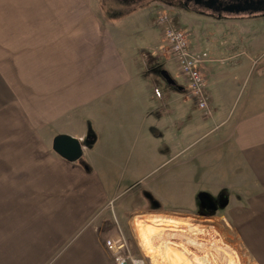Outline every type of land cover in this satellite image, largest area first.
<instances>
[{
  "label": "crops",
  "instance_id": "1",
  "mask_svg": "<svg viewBox=\"0 0 264 264\" xmlns=\"http://www.w3.org/2000/svg\"><path fill=\"white\" fill-rule=\"evenodd\" d=\"M134 3L124 1V15L104 25L98 20L101 7L91 2L88 15L73 24V41L63 46V62L72 65L73 74L63 77L70 83L63 85L58 103L82 114L72 116L73 122L79 120L76 128L58 135L79 141L80 161L68 162L49 149L34 159V149L23 144L7 150L9 159L3 157L15 176L8 212L20 238H10L0 264H112L103 247L102 209L123 199L135 184L161 206L196 204L200 194L215 199L222 192L228 206L232 197L264 199V53L258 64L253 59L260 54L257 38L207 28L195 34L204 20L186 24L191 49L208 54L202 67L210 107L206 115L189 96L180 73L178 80L166 73L169 83L153 77L159 71L154 51L161 33L142 7L128 8ZM247 38L246 47H228ZM77 51L84 56L79 63ZM164 188L174 194L167 196ZM258 204L248 207L254 217L245 225L243 241L255 261L264 264V211L257 210ZM134 220L141 247H157L158 239L171 233L195 243L203 233L186 220L162 215ZM232 220L234 225L246 221ZM12 239L18 241L15 260ZM214 246L227 264H240L235 251Z\"/></svg>",
  "mask_w": 264,
  "mask_h": 264
},
{
  "label": "rangeland",
  "instance_id": "2",
  "mask_svg": "<svg viewBox=\"0 0 264 264\" xmlns=\"http://www.w3.org/2000/svg\"><path fill=\"white\" fill-rule=\"evenodd\" d=\"M124 1L126 2V0H0V254L2 256L9 250L10 238L17 240L20 238L15 231L16 226L14 227L12 223L15 220L12 218L14 216L8 212L10 192L14 193L16 188L15 176L13 172L10 175V168L2 163L3 157L8 158L7 150L18 149L20 144L34 149V159L40 157L41 152L47 149L53 154L52 139L63 129L76 128V122L79 120L73 122L72 116L76 114L79 117L82 114L80 109L74 111L71 106L68 108L66 104L58 103L59 93L65 88L63 85L70 83L67 79L73 74L72 65L63 62L62 57L67 49L63 46L67 47L66 44L73 41V24L78 26L84 19L81 15H88L92 10L89 5L91 2L95 7L98 5L101 7L100 15L103 18L100 17L101 20L99 18L98 20L105 25L111 22L112 18L116 19L124 15ZM128 1L136 2L134 5H127L129 9L142 7L145 13H149L151 23L157 29L159 28L154 22L159 13L171 17L175 24L186 32L189 42L191 32L186 24L204 20L197 25L199 29H195V34L207 28L208 31L213 32H235L249 38L254 36L257 38L255 47L260 54L253 56V59L258 61L260 55L264 53V19L216 22L186 15L173 9L165 0ZM119 23L123 25L124 21ZM159 31L161 33L160 29ZM159 38L157 52L154 51L158 57L154 61L158 63L159 71L165 70L164 72L172 79L178 80L179 72L170 58L162 33L159 34ZM248 41L250 39H243L228 47L237 49L246 47ZM76 57L78 60L76 63L80 62L79 58L81 60L84 58L79 51ZM261 62L262 60H259L258 64ZM159 71L153 72V77L163 78ZM64 76L67 78L65 82ZM245 96L246 92L244 98ZM244 98L239 99L240 106L245 101ZM29 130L31 133H26ZM168 168L169 166L164 167L166 171ZM148 180L145 178V183ZM123 184L124 188L128 185L125 182ZM137 186L138 184H135L131 187L132 190L125 193L123 199L103 208L100 217L103 221L101 232L106 234L112 232L114 235L121 232L131 258L142 261V264H215L213 261L210 263L211 259L218 264H227L224 258L218 255V249L214 246L218 243V246L225 245L226 249L235 251L240 258V264H259L249 253L243 235L247 233L246 223L254 217V213L248 209L249 205L254 206L255 203H259L256 209L264 211V199L259 202L254 198L232 197L231 205L228 206L227 202V205L221 208L214 202L212 196L200 194L196 204L161 206L154 205L155 200L146 192L140 191L141 187ZM162 192L167 196L174 194L169 188H164ZM260 214L263 212H259ZM152 215H162L175 222L181 221L180 219L186 220L197 225L203 233L194 238L195 243L188 242L179 233H171L172 235L165 236L162 241L158 239L161 245L157 247L154 244H150V247L143 244L141 247L134 219ZM232 218L235 222L246 221L234 225ZM12 241L16 243L14 253L11 255L15 260L18 258V241L16 242L15 239ZM103 247L109 260L115 264L105 244ZM142 248H145V252ZM261 249L264 253V246ZM70 264L89 263L82 260Z\"/></svg>",
  "mask_w": 264,
  "mask_h": 264
},
{
  "label": "built area",
  "instance_id": "3",
  "mask_svg": "<svg viewBox=\"0 0 264 264\" xmlns=\"http://www.w3.org/2000/svg\"><path fill=\"white\" fill-rule=\"evenodd\" d=\"M155 25L161 30L170 58L183 77L189 96L194 100L196 107L208 115L210 107L204 93L205 79L202 72L208 54L193 51L186 32L181 30L168 15L159 13L155 18ZM116 234L112 232L103 234L105 247L115 264H142V261L129 256L123 234L121 232Z\"/></svg>",
  "mask_w": 264,
  "mask_h": 264
},
{
  "label": "flooded vegetation",
  "instance_id": "4",
  "mask_svg": "<svg viewBox=\"0 0 264 264\" xmlns=\"http://www.w3.org/2000/svg\"><path fill=\"white\" fill-rule=\"evenodd\" d=\"M186 15L216 22L264 19V0H165Z\"/></svg>",
  "mask_w": 264,
  "mask_h": 264
},
{
  "label": "water",
  "instance_id": "5",
  "mask_svg": "<svg viewBox=\"0 0 264 264\" xmlns=\"http://www.w3.org/2000/svg\"><path fill=\"white\" fill-rule=\"evenodd\" d=\"M162 76L168 83L171 82V79L165 72L162 73ZM89 137H87V141H89ZM51 148L55 154L68 162H76L82 155L79 141L67 135L55 136L52 140Z\"/></svg>",
  "mask_w": 264,
  "mask_h": 264
},
{
  "label": "trees",
  "instance_id": "6",
  "mask_svg": "<svg viewBox=\"0 0 264 264\" xmlns=\"http://www.w3.org/2000/svg\"><path fill=\"white\" fill-rule=\"evenodd\" d=\"M84 168L88 169L86 165H83ZM216 204H219L220 207H225L228 202V196L225 192L220 193L215 199H213Z\"/></svg>",
  "mask_w": 264,
  "mask_h": 264
},
{
  "label": "bare ground",
  "instance_id": "7",
  "mask_svg": "<svg viewBox=\"0 0 264 264\" xmlns=\"http://www.w3.org/2000/svg\"><path fill=\"white\" fill-rule=\"evenodd\" d=\"M192 240V239H191ZM199 259V258H198ZM204 259V258H203ZM204 261V260H203ZM205 263H207V262H205Z\"/></svg>",
  "mask_w": 264,
  "mask_h": 264
}]
</instances>
